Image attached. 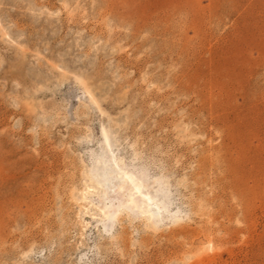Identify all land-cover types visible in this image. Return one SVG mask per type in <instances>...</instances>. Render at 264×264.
I'll list each match as a JSON object with an SVG mask.
<instances>
[{
	"label": "rangeland",
	"instance_id": "obj_1",
	"mask_svg": "<svg viewBox=\"0 0 264 264\" xmlns=\"http://www.w3.org/2000/svg\"><path fill=\"white\" fill-rule=\"evenodd\" d=\"M0 264H264V0H0Z\"/></svg>",
	"mask_w": 264,
	"mask_h": 264
},
{
	"label": "bare ground",
	"instance_id": "obj_2",
	"mask_svg": "<svg viewBox=\"0 0 264 264\" xmlns=\"http://www.w3.org/2000/svg\"><path fill=\"white\" fill-rule=\"evenodd\" d=\"M117 146V145H116ZM120 150V145L119 146H117V149L115 150V151H119ZM114 151V150H113ZM109 155V154H108ZM111 155H112V153H111ZM114 155H116V152H114ZM114 156H112V159L111 158H107V151H105V150H103V148H101L98 152H97V154H96V156L93 158V170H92V178L90 179L91 181H92V183H96L97 185H99L100 184V179L103 177V178H106L110 173H112V170L116 167V169H119L120 170V175H125L124 177H126V178H130L131 177V172H130V170H132L131 168H135L136 166H137V163H136V160L137 159H135L134 158V160L135 161H133V162H131L130 164H126V162H125V160H124V157H123V154H121V153H119L118 155H117V157L116 158H113ZM109 161H111L112 163H113V165L112 164H109ZM110 162V163H111ZM129 162V161H128ZM102 165V167H100ZM119 172V171H118ZM138 173V172H137ZM137 176V175H136ZM121 177V176H120ZM134 177V176H133ZM94 180V181H93ZM138 180L140 181V179L138 178ZM141 180H143V179H141ZM146 180V179H145ZM88 181V180H87ZM108 181H109V179H108ZM151 181V180H150ZM156 181V180H155ZM159 181H160V179H159ZM110 182V181H109ZM143 182V181H142ZM149 182V181H148ZM145 183V182H144ZM142 184V183H141ZM154 184V183H153ZM152 184V185H153ZM124 185V184H123ZM89 186V185H88ZM87 186V189H86V192H90V190L92 189V188H94V186H91L90 185V187H88ZM96 186V185H95ZM100 186V185H99ZM122 187V186H121ZM152 187V186H151ZM158 189V188H157ZM143 190V189H142ZM151 190V189H150ZM150 190H149V192H150ZM92 191V190H91ZM134 191L136 192V194H139V193H141V185L139 184V183H137L135 186H134ZM147 191V190H146ZM93 192V191H92ZM134 192V193H135ZM148 192V191H147ZM154 192V191H153ZM159 192V191H158ZM160 192H162L161 194H163L165 197H167L168 198V194H169V190H168V188H166V187H164V186H162L161 187V190H160ZM143 194H144V192H143ZM149 194V193H148ZM156 194V193H155ZM160 194V193H159ZM132 195V194H131ZM146 195V194H145ZM134 196H137V195H134ZM162 196V195H161ZM160 196V197H161ZM131 197V196H130ZM129 197V198H130ZM149 197V196H148ZM154 197V196H153ZM163 197V196H162ZM171 197V196H170ZM164 198V197H163ZM134 198H132L131 200H130V203L132 202V203H135L134 202V200H133ZM153 200V199H152ZM155 200V199H154ZM159 200V199H158ZM166 200V199H165ZM171 200V199H170ZM136 202H139V201H136ZM156 202H157V200H156ZM155 202V203H156ZM159 202V201H158ZM158 202H157V204H158ZM162 202V201H161ZM130 203H129V205H130ZM152 203V202H151ZM169 202H167V204H168ZM171 203V202H170ZM132 205V204H131ZM137 205V204H136ZM136 205H134V208H135V206ZM142 205V204H141ZM154 205V204H153ZM164 205V204H163ZM145 206V205H144ZM170 206H171V204H170ZM173 206V205H172ZM86 207V206H85ZM121 207V206H120ZM123 207H124V205H123ZM146 207H148V206H146ZM165 207H166V205H165ZM147 209V208H146ZM172 209V208H171ZM104 210L105 209H102L101 210V213H103L104 212ZM109 210V209H108ZM117 210H118V208H117ZM125 210V209H124ZM165 210V209H164ZM164 210H162V211H164ZM100 211V210H99ZM98 211V212H99ZM152 211V210H151ZM161 211V212H162ZM166 211V210H165ZM114 212H116V211H114ZM121 212V211H120ZM167 212V211H166ZM172 212H173V210H172ZM100 213V214H101ZM155 213V212H154ZM164 213V212H163ZM107 214V213H106ZM109 214V213H108ZM158 214V213H157ZM170 214H172L171 213V211H170ZM103 215V214H102ZM116 215V213H114V216ZM119 215V214H118ZM110 216V215H109ZM159 216V215H158ZM170 216V215H169ZM173 216V215H172ZM177 216H178V214H177ZM116 217V216H115ZM117 219V218H116ZM174 219V218H173ZM183 219V218H182ZM180 217H177V220L178 221H181L182 220ZM112 221H114L113 220V218H112ZM121 221V220H120ZM162 220H159L158 222H161ZM122 222V221H121ZM151 222V221H150ZM178 223H181V222H178ZM176 224V223H175ZM154 228V227H153Z\"/></svg>",
	"mask_w": 264,
	"mask_h": 264
}]
</instances>
